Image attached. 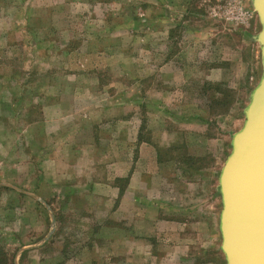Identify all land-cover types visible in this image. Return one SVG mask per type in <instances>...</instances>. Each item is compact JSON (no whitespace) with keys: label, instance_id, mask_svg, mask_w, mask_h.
Here are the masks:
<instances>
[{"label":"rangeland","instance_id":"1","mask_svg":"<svg viewBox=\"0 0 264 264\" xmlns=\"http://www.w3.org/2000/svg\"><path fill=\"white\" fill-rule=\"evenodd\" d=\"M260 29L252 0H0L14 264H226L219 176L262 76ZM132 167L129 190L115 174Z\"/></svg>","mask_w":264,"mask_h":264},{"label":"water","instance_id":"2","mask_svg":"<svg viewBox=\"0 0 264 264\" xmlns=\"http://www.w3.org/2000/svg\"><path fill=\"white\" fill-rule=\"evenodd\" d=\"M252 3L261 24L256 40L263 72L219 176L220 249L226 264H264V0Z\"/></svg>","mask_w":264,"mask_h":264},{"label":"crops","instance_id":"3","mask_svg":"<svg viewBox=\"0 0 264 264\" xmlns=\"http://www.w3.org/2000/svg\"><path fill=\"white\" fill-rule=\"evenodd\" d=\"M165 31L168 33L169 31L168 30H166V28H164L163 27V33H165ZM152 33H154V32H152ZM163 44H165V43H163ZM150 62H153V60H150ZM172 60L171 59H169L168 57H164L158 64H159V68H161V67H164V66H166V65H170V64H172ZM198 64H200L201 65V62L200 61H196ZM161 92H162V90H161ZM141 142H143V143H141L142 145H148V143L150 144V141H148V140H145V141H141ZM141 145V146H142ZM142 148V147H141ZM143 148L145 149L146 148V146H143ZM120 160V159H119ZM121 161V160H120ZM131 167V166H130ZM129 172H126V173H123V172H118L117 174H115V176L116 177H119V179H121V177H123V176H126V177H128V179H129V182H130V184H129V186H128V188H129V190H130V187H131V180L133 179V177L135 176V174H136V172H135V170L133 169V167H132V169L130 170H128ZM104 185H106L107 186V183H105ZM109 186L112 188H115L116 189V193H117V199L119 198V200H121L124 196V194H125V191H126V187H125V189L123 190V188H121L119 185H117V184H113V183H111V184H109Z\"/></svg>","mask_w":264,"mask_h":264},{"label":"trees","instance_id":"4","mask_svg":"<svg viewBox=\"0 0 264 264\" xmlns=\"http://www.w3.org/2000/svg\"><path fill=\"white\" fill-rule=\"evenodd\" d=\"M0 264H14L13 256H9L7 252L0 247Z\"/></svg>","mask_w":264,"mask_h":264}]
</instances>
